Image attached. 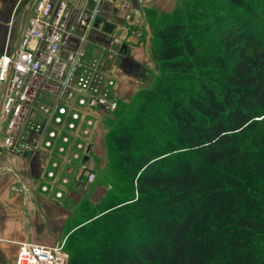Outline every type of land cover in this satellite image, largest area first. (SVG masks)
Masks as SVG:
<instances>
[{
    "label": "trees",
    "instance_id": "16d2710c",
    "mask_svg": "<svg viewBox=\"0 0 264 264\" xmlns=\"http://www.w3.org/2000/svg\"><path fill=\"white\" fill-rule=\"evenodd\" d=\"M228 1L247 6L245 0ZM179 25L170 21L156 33L160 60L173 70L182 63L175 60L182 54ZM222 41L236 54L231 68L224 67L221 89L203 83L186 98L169 101L177 146L184 145L189 157L166 143L163 153L174 154L169 164L155 146L134 154L130 132L110 135L124 150L116 164L138 198L122 212L117 205L125 200L117 202L120 195L110 192L114 202L67 235L69 264H264V143L254 155L244 147L257 133L256 117L264 115V38L236 27ZM220 168L242 179L223 176ZM253 172L258 185L248 177ZM133 207L141 224L135 220L120 237L97 234L88 244L99 230L134 219Z\"/></svg>",
    "mask_w": 264,
    "mask_h": 264
},
{
    "label": "built area",
    "instance_id": "2783aa9c",
    "mask_svg": "<svg viewBox=\"0 0 264 264\" xmlns=\"http://www.w3.org/2000/svg\"><path fill=\"white\" fill-rule=\"evenodd\" d=\"M105 1L32 0L15 42L8 30L0 51V150L37 158L38 190L57 201L74 184L95 181L90 149L121 101L114 65L127 52L125 33L140 35L127 0L108 14ZM11 189L28 197L17 176ZM67 257L63 242H20L12 264H66Z\"/></svg>",
    "mask_w": 264,
    "mask_h": 264
},
{
    "label": "rangeland",
    "instance_id": "374dc122",
    "mask_svg": "<svg viewBox=\"0 0 264 264\" xmlns=\"http://www.w3.org/2000/svg\"><path fill=\"white\" fill-rule=\"evenodd\" d=\"M244 2L246 7L235 6L228 0H176L170 11L148 15L149 29H143L140 36L135 35L147 43L145 60L143 63L134 61L123 63L126 76L122 79L124 91L122 95L119 94L120 105L116 111L104 116L95 143L90 149L96 179L89 186L100 187L98 190L95 189L93 194L96 199L102 195L104 189L106 195L99 203L91 205L87 200L88 189L84 193L85 198H80L77 205H70L69 210L73 215L66 225L71 224V226L65 227L63 237L45 238L46 241L44 239L43 243L39 244L55 246L63 242V251L68 255L66 264H69L70 249L66 243L72 226L84 223L89 216L96 215L111 205L110 192L120 195L119 199L116 198L117 202L125 200L117 205L122 212L133 204L128 202L138 198L124 168L116 164L124 150H118L114 146L109 139L111 134L130 132L134 141L130 150L134 154L154 146L163 153V145L168 143L176 150L179 148L177 153L189 157L184 145L177 146L180 136L168 115L169 101L175 96L186 98L190 92L198 91L203 83L221 89V78L226 69L224 67L227 64V69L231 68L236 54L234 49L225 50L222 41L223 35L230 29L236 27L241 30L251 29L260 39L264 38V0ZM170 21H177L180 24L176 44L181 46L182 54L175 60H180L182 63L174 70L160 60L158 55L160 44L156 35L157 30ZM256 119L257 133L252 135L244 146L249 147L252 155L258 154L260 145L264 143L260 136L264 134V115ZM3 152L0 150V154H4ZM170 153H163L162 156H165L169 164H173L174 154ZM221 164L218 166H224L223 163ZM220 171L223 176L229 174L239 180L242 179V175L232 169L223 171L220 168ZM249 175L255 185L260 183L259 177L254 172ZM138 213L139 209L133 207L130 217L134 215V219L129 218L130 221L124 219V225L119 223L105 230H99L95 235L87 237L88 244L94 243L97 234L107 238L114 235L120 237V233L133 229L137 224H141L136 217ZM0 260L2 264H12L8 260L2 258Z\"/></svg>",
    "mask_w": 264,
    "mask_h": 264
},
{
    "label": "crops",
    "instance_id": "0c3cea01",
    "mask_svg": "<svg viewBox=\"0 0 264 264\" xmlns=\"http://www.w3.org/2000/svg\"><path fill=\"white\" fill-rule=\"evenodd\" d=\"M52 1L57 2V0ZM118 1H105L107 14L114 11ZM127 1L130 4V10L133 12V26L140 29V35L143 29L150 27L149 14L168 12L176 3V0ZM67 2L71 6L77 7L87 4V0H67ZM31 3L32 0H0V51L8 30L11 31L12 43L15 42L17 31L28 15L27 8ZM123 43L127 52L114 65L116 89L120 95L124 91L122 79L126 76L123 70L124 62L143 63L145 51H147L146 41L138 39L131 32L125 33ZM3 153L0 154V168L3 167L8 170L0 171V258L5 261L8 260L9 263H12L20 242L43 243L45 238L63 237L65 227L71 226V224L66 225V222L70 221L73 215L69 210L70 205H77L80 198H85L84 193L88 189L87 200L89 203L91 202V205L99 203L106 195L104 189L102 195L96 199L93 194L100 188L99 186L84 187L81 184H74L71 187L73 189L69 188L65 191L63 199L54 200L51 191L43 193L38 190V183L40 182L38 177L41 173L38 169L37 158L21 157L7 151ZM16 176L28 185L27 198L11 189V186L16 182ZM75 226H72L69 232ZM0 264H2L1 260Z\"/></svg>",
    "mask_w": 264,
    "mask_h": 264
},
{
    "label": "water",
    "instance_id": "95a60500",
    "mask_svg": "<svg viewBox=\"0 0 264 264\" xmlns=\"http://www.w3.org/2000/svg\"><path fill=\"white\" fill-rule=\"evenodd\" d=\"M107 25H109V27H111V24H107ZM108 30H110V29L108 28Z\"/></svg>",
    "mask_w": 264,
    "mask_h": 264
}]
</instances>
